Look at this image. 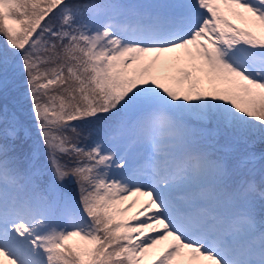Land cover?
<instances>
[{"label":"snow or ice","instance_id":"snow-or-ice-1","mask_svg":"<svg viewBox=\"0 0 264 264\" xmlns=\"http://www.w3.org/2000/svg\"><path fill=\"white\" fill-rule=\"evenodd\" d=\"M0 264H264V0H0Z\"/></svg>","mask_w":264,"mask_h":264}]
</instances>
